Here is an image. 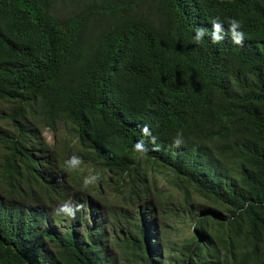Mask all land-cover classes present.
<instances>
[{
	"label": "trees",
	"instance_id": "1",
	"mask_svg": "<svg viewBox=\"0 0 264 264\" xmlns=\"http://www.w3.org/2000/svg\"><path fill=\"white\" fill-rule=\"evenodd\" d=\"M217 16L242 20L243 46L191 43ZM2 101L0 264H264V0H0ZM42 120L85 140L84 161L129 175L135 218L101 201L114 221L57 216L46 183L15 181L27 168L14 154ZM135 157L178 196L165 201Z\"/></svg>",
	"mask_w": 264,
	"mask_h": 264
},
{
	"label": "clouds",
	"instance_id": "2",
	"mask_svg": "<svg viewBox=\"0 0 264 264\" xmlns=\"http://www.w3.org/2000/svg\"><path fill=\"white\" fill-rule=\"evenodd\" d=\"M210 23L212 25L211 32L209 33L204 27H198L191 38V43L201 45L207 35L210 37L212 43H220L226 37H230L234 44L243 46L247 37L243 30L242 20L237 18L221 20L217 16ZM3 119H5V122L9 120L10 125L11 120L7 118V115ZM18 121L19 117L13 125L17 124ZM54 126L56 127L55 130L52 129V125L48 124L46 120H42L33 126L32 124L28 126V131L24 135L22 144L19 145V151L14 154V160L18 164L25 165L27 171L24 175L14 176L15 181L23 185V188L28 183L39 188L46 183L47 188L45 189H49L52 205L56 207L54 214L57 216L63 215L64 217L75 219L77 212L85 209L89 217V214H91L90 210H97L107 216L110 221H114V218L108 216L98 208V204L101 201L106 204L108 209H113L116 216L119 217L122 213H125L129 216V219L135 218L138 215V208L136 212L130 211L129 213L127 211L131 203L129 198V175L110 169L101 163L100 159L84 161L81 153L85 154L87 152L84 147L88 143L82 140L80 136H76L75 133L69 137L68 133L64 130L66 127L63 122L56 123ZM156 126L158 127L159 125L157 124ZM47 131L50 133L51 141L46 136ZM141 131L143 136L147 137L152 144V150L159 151L160 145L156 143L157 137L153 134V129L148 124H145ZM57 136H61V138ZM94 137L96 136L91 138ZM35 138L38 139V143ZM172 143L176 148L184 144L182 130L177 132ZM133 150L142 158L149 152V147L144 139H140L133 145ZM141 158L138 160L135 157L139 172L141 176L146 175L149 181H151V172L148 171L146 162ZM83 163H92L98 166L99 172H89L88 175L83 176V169L81 167ZM75 172H78L81 179H73L71 177V174ZM103 174L107 175L106 184L108 186L112 179L120 186L118 195L113 198L109 195L101 196V190H98V194L93 191L95 185L102 179ZM77 191L82 200L76 198ZM169 198L170 196L167 199ZM155 214L157 217L154 225L159 224L161 221L159 210H156ZM94 216L89 219V225H92V220L95 219Z\"/></svg>",
	"mask_w": 264,
	"mask_h": 264
},
{
	"label": "rangeland",
	"instance_id": "3",
	"mask_svg": "<svg viewBox=\"0 0 264 264\" xmlns=\"http://www.w3.org/2000/svg\"><path fill=\"white\" fill-rule=\"evenodd\" d=\"M7 105H8V103L5 101L0 102V123H3L4 125H9V120H7L5 122L4 121L5 119H3V117L6 116ZM46 136L49 138L50 141L52 140L50 137V133L48 131L46 132ZM81 167L83 169V176L88 175L89 172H99L98 166H95L92 163H90V164H84L83 163V165ZM147 169L156 178H158V186L161 190V193L164 194L163 198H165V201L167 200V198L169 196L171 198V195H173L174 198H176V196H178V187L174 183L167 181L166 178H164L162 175L158 176L159 174L154 173L155 170L152 167V165L148 164ZM111 176L114 177L112 174H111ZM106 182H107V175L103 174L102 179L100 180V182L98 184L95 185V187L93 188V191H95L98 194V190H101L102 191V193L100 194L101 196L102 195H109L111 198L118 195L119 190H120V186H118V184L115 182V180L112 179L109 182L110 183L109 186L106 184ZM193 196H194V200H195V198H197V197L194 194H193ZM193 211L198 212L199 211L198 206L196 207V205H195V207L193 208ZM174 224L175 225H181V228L184 229V233H183L184 236H186L188 234L187 230H186L187 225L182 224L180 222H176V221H174Z\"/></svg>",
	"mask_w": 264,
	"mask_h": 264
}]
</instances>
